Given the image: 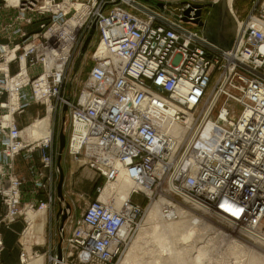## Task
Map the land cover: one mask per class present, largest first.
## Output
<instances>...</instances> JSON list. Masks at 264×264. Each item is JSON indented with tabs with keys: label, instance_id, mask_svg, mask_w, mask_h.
<instances>
[{
	"label": "built area",
	"instance_id": "2783aa9c",
	"mask_svg": "<svg viewBox=\"0 0 264 264\" xmlns=\"http://www.w3.org/2000/svg\"><path fill=\"white\" fill-rule=\"evenodd\" d=\"M207 1L0 0V199L6 208L0 225H28V213L46 215L55 202L54 131L50 126L45 139L28 142L17 118L59 94L79 33L95 25L101 39L95 65L79 102L63 101L72 123L69 152L106 185L124 176L135 188L119 209L113 199L102 201L105 188L98 190L68 239L78 264H116L145 214L144 202L161 194L169 199H162L167 219L181 204L244 234L261 228L264 3H254L225 51L196 30L202 22L196 10ZM168 115L183 125L193 118L178 147L158 127ZM19 156L28 181L17 173ZM135 196L142 202H133ZM4 249L0 233V256Z\"/></svg>",
	"mask_w": 264,
	"mask_h": 264
},
{
	"label": "rangeland",
	"instance_id": "374dc122",
	"mask_svg": "<svg viewBox=\"0 0 264 264\" xmlns=\"http://www.w3.org/2000/svg\"><path fill=\"white\" fill-rule=\"evenodd\" d=\"M217 1L210 0L203 3L204 12L202 17L204 21L207 20L212 11L209 4H214ZM242 2L243 4H248L246 13H241V9H239ZM256 2L261 6L264 0H232L231 9L241 21ZM31 29L34 30L35 27ZM196 30L203 32V27L201 26ZM100 41V33L95 25L90 30L85 27L79 33L78 40L72 50L71 58L64 71L63 83L59 89V94L51 99V104L53 105L52 117L50 115L51 108L48 110L51 104H48L47 107L48 115L46 114L45 105H36L28 108L23 115L18 117L19 123L24 125V127L28 123L32 122V124H35L38 120L46 119L48 126L50 124L54 131L51 151L54 155L53 186L56 197L47 216L45 214L34 215L36 217V225H39L41 222L44 223V233L35 234L32 229L29 232L30 220L28 225L22 221L25 225L23 231H21L22 233L20 232L14 235L13 240L18 239L20 244L24 245L23 249H4L0 256L1 263L6 251L5 257L9 261H13V264H30L32 260L39 259L40 257L44 258L45 264H55V258L58 260L56 264H60L64 260L67 264H78L77 254L69 246L68 239L82 219L88 205L99 198L100 194L98 190L106 187V180L99 177L97 173L87 166H82L83 164L76 161L70 154L69 144L72 136V123L69 109L64 105L63 101L79 102L81 92L95 65L93 55ZM34 119L37 120L34 122ZM50 120L51 122L49 123ZM28 133L31 134V130ZM61 134L66 138V145L62 152L59 168ZM60 185L62 197H59L58 192ZM142 199L139 196H135L132 200L133 202H142ZM162 199L169 201L168 196L165 194H161V199L159 196L154 200L156 203L162 201ZM149 203V201H145L143 204L146 209L145 214L138 226L134 228L124 254L126 255L142 228L155 227L156 230L158 229V234L163 233L164 238L165 235L166 238H169L166 239L167 244H159L153 231H151V234H148L149 236H147L146 240L139 247L140 250L137 252L136 264H183V262L186 264H235L237 258H241V261L244 260L245 263L246 261L249 263V256L252 253H254L253 256L258 255L264 259V245L258 244L256 241L250 239L231 224L212 217L191 205L184 206L180 204L181 210L186 212L187 215L185 217L176 215L174 219L165 218L157 206L159 219L156 218L155 220L147 222L148 211L151 206ZM164 203L165 201L162 202V205ZM171 226L175 227V232ZM261 228L264 232V221L262 222ZM246 248L250 249L252 253H248L250 251ZM163 249L177 251L176 253L182 256L183 262L181 263V260H178L180 258L175 259L178 257L176 253L173 257L172 254H169L168 251L166 252ZM194 249H200L199 254L195 253ZM240 249L246 250L242 252ZM124 254V257H121L116 264L123 262L125 259ZM197 255L200 257V262L196 260ZM242 262L240 263L243 264Z\"/></svg>",
	"mask_w": 264,
	"mask_h": 264
},
{
	"label": "bare ground",
	"instance_id": "6f19581e",
	"mask_svg": "<svg viewBox=\"0 0 264 264\" xmlns=\"http://www.w3.org/2000/svg\"><path fill=\"white\" fill-rule=\"evenodd\" d=\"M226 1H227V7H228V10H229V13L234 17V19H235V21H236V23L238 25V30H239L240 27H242V24L243 23H242V21H240L237 18V16L235 15V13L231 9L232 0H226ZM203 12H204V6L203 7L202 6H199L198 10H196V13H198V16H200V20L202 21V23L205 22L204 19H203V17H202L203 16ZM199 13H200V15H199ZM71 23L74 25L77 22H76V20H72ZM252 24L255 25V26H259L261 28L259 22L256 21V20L253 21ZM237 35H238V33H237ZM236 39H237V37H236ZM228 51H230V50H228ZM56 96H58V94ZM42 103L46 106V114L48 115L47 107H48V104H51L50 98L49 97L45 98L42 101ZM50 108H51V114L50 115L52 117V113H53V105L52 104L48 107V110ZM175 111H176L175 109H172L168 113H172V112L174 113ZM36 120L37 119H34V122ZM50 122H51V120L49 121V123ZM158 123H159L158 127L160 128V132L163 135L172 138V141L175 144V147H178V146H180L182 144L183 139L185 138V136H186L187 131L189 130V128H191V124L193 123V118L190 117L188 119L187 125H183V124L175 123L174 121H172L170 115H168V116H165V117L160 118L159 121H158ZM49 127H50V124L48 126V122H47L46 119H44V120H38V121H36L35 124H32V122H31L29 125L26 126V130L24 131V136L28 140V142H39L40 140L45 139L48 136L49 129H50ZM213 128L214 129H219V127H217L215 125H213ZM30 130H31V134L32 135L28 133ZM209 145H211V143H209ZM74 159L76 161H79L81 164H83V161L81 159H78V158H74ZM82 166H84V164ZM134 188H135V184L132 181H130L128 178L122 176L118 181L112 182V183L106 185V187H105V189L103 191V194L101 196V199L104 202H109L110 199H113L114 200V204H113L114 208L115 209H119V208H121L124 205V202L125 201H127L128 199L131 198V192H132V190ZM161 205H162V201H158L156 203L153 202L151 204V206L149 207V211H148L147 222L152 221V220H155L156 218H158V213L159 212H158L157 208L159 207L160 210L162 211ZM229 210H231V209H229ZM44 213L43 212H39V213L30 212V213H28L27 220H28V222L30 220L29 229H28L29 232L32 229L35 234H43L44 233V228H45L44 223L41 222L39 225H36L35 224V218L36 217H34V215H39V214L42 215ZM161 213L164 216L163 212H161ZM47 215L48 214L46 212V216ZM175 215H179V217L180 216L181 217H185L187 214H186V212H183L182 210H175ZM161 220H162V218H161ZM146 225H148V224H146ZM165 225H167V224H165ZM176 226H177V224H176ZM160 227H162V226H160ZM172 228H174V232H175V227H172ZM157 230H156L155 227H149V228H144V229L142 228L140 230V233H138V235H137L138 237L135 240V242H133V244L130 246V249L128 250V252L126 253V255L124 254L125 255V259L123 260V262L121 264H136L137 252L140 250L139 247L146 240L147 236H149L148 234L149 233L151 234V231H153V234L155 235V238L157 240V243L162 244V245L167 244V240L166 239L169 238V237L166 238V235H165V238H164L163 237V233L162 234H158L157 233ZM165 230H164V233H165ZM168 232H170V231H168ZM176 232H179V231H176ZM169 235H171V234L169 233ZM175 235H176V233H175ZM245 235L247 237H249L250 239L256 241L258 244L260 243L261 245H264V232H263L262 228H260L256 233L252 232V233L245 234ZM172 236H174V235H172ZM156 250H158V249H156ZM163 250L166 251V252L168 251L169 254H172V256L177 252V251L174 252L173 249H163ZM240 250L242 252L245 251L244 249H240ZM247 250L250 251V249H247ZM199 251H200V249H194V252L197 253V254H199ZM248 253H252V251H250ZM176 255L178 257H176L175 259L180 258L178 260H181V263H182L183 262L182 261V256L180 254L178 255L177 253H176ZM253 255H254V253H252L249 256V263H248V261H246V263H245L244 260H242L243 261L242 262L241 261V258L239 259V258L236 257L237 258V261L235 262V264H241L240 262H242L243 264L244 263L245 264H264V259L263 258L259 257L258 255H257L258 257L257 256H253ZM123 257L124 256H122V258ZM196 260L198 262H200V257L198 255H197ZM54 261H55V264L58 262V260L56 258L54 259ZM30 264H45L44 258L43 257H40L39 259L32 260V262ZM60 264H67V263L64 260V261L60 262ZM183 264H186V263L183 262Z\"/></svg>",
	"mask_w": 264,
	"mask_h": 264
},
{
	"label": "water",
	"instance_id": "95a60500",
	"mask_svg": "<svg viewBox=\"0 0 264 264\" xmlns=\"http://www.w3.org/2000/svg\"><path fill=\"white\" fill-rule=\"evenodd\" d=\"M212 8L207 20L202 23L204 36L212 43L217 45L223 50H231L236 41L238 33V25L234 17L229 13L226 0H218L214 4H209ZM60 155L58 166L60 168V160L62 157L63 149L66 145V138L61 134V144H60ZM62 184V179H61ZM59 197L61 194V185L59 186ZM62 259V258H60Z\"/></svg>",
	"mask_w": 264,
	"mask_h": 264
},
{
	"label": "crops",
	"instance_id": "0c3cea01",
	"mask_svg": "<svg viewBox=\"0 0 264 264\" xmlns=\"http://www.w3.org/2000/svg\"><path fill=\"white\" fill-rule=\"evenodd\" d=\"M245 3V2H244ZM247 7L248 4H243V2L240 4L239 9H241V13H246L247 12ZM253 9V6H252ZM247 13V15L251 12V10ZM234 12V11H233ZM247 15L244 17V19L247 17ZM36 106V105H35ZM17 122L19 124L20 127H24V125H22L21 123H19L18 118H17ZM30 123H28L27 125H29ZM35 158H36V163L39 165V153L35 154ZM16 168H17V173L18 175L28 181L30 174L28 172L27 169V162H25L23 160V158L21 156H19L16 159ZM28 183V182H26ZM26 186H30L25 184V188H28ZM6 214V208L3 206V204L1 203V199H0V218L3 217ZM24 223L20 220L18 222H16L15 224H13L10 228H7L3 225H0V233L2 234L3 240H4V244H5V249H20V241L17 239L13 240V236L19 234L21 231H23L24 228ZM22 233V232H21ZM6 254V251H5ZM2 258V263L3 264H13V261H9L6 257Z\"/></svg>",
	"mask_w": 264,
	"mask_h": 264
}]
</instances>
